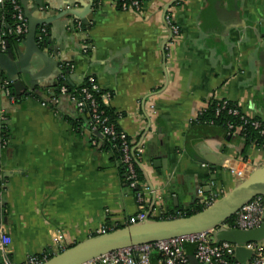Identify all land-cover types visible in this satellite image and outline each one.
<instances>
[{
    "label": "crops",
    "instance_id": "obj_1",
    "mask_svg": "<svg viewBox=\"0 0 264 264\" xmlns=\"http://www.w3.org/2000/svg\"><path fill=\"white\" fill-rule=\"evenodd\" d=\"M37 1L46 11L32 9V17L51 20L42 27L48 55L73 67L72 86L95 80L100 101L140 151L150 193L138 204L110 156L89 146L90 131L73 130L79 112L66 97L51 108L0 94L10 132L0 153V226L14 264L125 228L141 211L155 223L176 219L199 205L198 191L224 197L238 173L246 179L264 165V150L245 149L239 136L195 122L211 100H225L264 123V0H148L140 15L104 0L83 33L72 17L56 16L82 12L90 0ZM168 15L180 32L173 43ZM30 65L27 79L50 95L59 66L37 55ZM158 257L149 264H163Z\"/></svg>",
    "mask_w": 264,
    "mask_h": 264
},
{
    "label": "built area",
    "instance_id": "obj_2",
    "mask_svg": "<svg viewBox=\"0 0 264 264\" xmlns=\"http://www.w3.org/2000/svg\"><path fill=\"white\" fill-rule=\"evenodd\" d=\"M148 0H113L115 8L123 12H134L138 15L143 13V7ZM10 4L12 6L11 19L13 23L11 26L7 25L6 14L4 12L0 13V53L5 54L7 51V38L11 36H16L21 44L25 36L28 33V22L24 16L22 6L19 4V0H11ZM101 1L96 0L93 4L94 8L100 7ZM3 5V0H0V6ZM165 25L167 26L170 34V42H175L179 36V28L173 24L170 16H165ZM91 25V23H90ZM74 28L80 32L87 30V27L79 20L74 21ZM42 36L46 35V30L41 28L39 32ZM88 42L84 40V53L87 52ZM69 69V74L72 72L73 67L69 64H64ZM69 80V79H68ZM66 79V81H68ZM86 86L81 90V100L76 99L75 96H67L66 87L62 86L60 88L61 97H66L70 102L75 105L76 110L79 113L87 108L90 114L91 123L89 125L90 132H95L98 128L101 129V135L103 138L112 139L116 136L115 128L113 125H106L107 118L104 116V112L100 110L99 96L100 90L92 77L86 78ZM0 94L4 95L5 98L11 102L15 103L16 98L11 93L10 83L7 80H0ZM52 95V94H51ZM26 97L24 100H26ZM60 98L52 97L48 102L37 100L43 107L57 106ZM98 99V100H97ZM52 108V107H51ZM221 111L226 112L231 116H239L238 107H230L225 102L217 108L215 114L218 116ZM116 119H119L118 114ZM243 118V117H242ZM8 115L0 108V153L4 151L10 143V132L8 125ZM251 126L258 130L260 137L264 140V123L259 120H255L251 123ZM227 129L229 132L233 131V125L227 124ZM240 129L237 132H233V135H239ZM236 133V134H235ZM230 136V135H228ZM120 140V152L122 154L120 163L126 170L125 181L127 182V187L129 189H140L134 194L138 204L144 205L146 202V195L149 194V190L138 180L137 174L135 172V159L133 157L134 149L131 146L134 141L129 138L123 132L118 135ZM92 146H96V141L91 140ZM257 147V146H256ZM264 150V141L258 147ZM140 154V151L138 150ZM238 182L244 180L241 173L237 174ZM1 190V187H0ZM198 196L200 198L199 205H202L207 209L216 200L218 195L214 194L212 197H206L198 191ZM1 208V207H0ZM264 196H257L245 205H243L231 218L232 222L229 224L227 221L224 222L223 227L229 230H236L241 232L252 231L259 228L264 222ZM150 220L147 213L144 211L139 212L137 215L130 217L127 221L125 227L135 226L142 224L145 221ZM103 230L97 231L96 235H102ZM105 234V233H104ZM10 245L11 239L7 236L4 228L0 226V264H14L10 257ZM193 247V257L198 264H239L235 258V246L230 243L221 242L218 243L214 238V231L187 235L178 237L172 240L156 242L141 246H136L128 249H123L115 251L109 254L99 256L84 264H149L150 258L154 253H158L161 256L163 264H189V257L187 255L186 246ZM54 248L45 252L39 256H28L22 264H45L53 257L64 252L63 244H56ZM246 251L251 252V257L248 264H264V245L257 243H249L244 245Z\"/></svg>",
    "mask_w": 264,
    "mask_h": 264
},
{
    "label": "water",
    "instance_id": "obj_3",
    "mask_svg": "<svg viewBox=\"0 0 264 264\" xmlns=\"http://www.w3.org/2000/svg\"><path fill=\"white\" fill-rule=\"evenodd\" d=\"M21 4L28 22V33L24 41L15 50L8 49L5 54L0 53V73L6 74L7 81L21 84L23 91L27 90L25 96L28 97L31 93H37L45 99L41 88L27 79L29 72H31L30 64L33 56L41 57L47 65L55 63L59 69L66 63L61 61L58 56L52 58L48 55L49 50H46L48 42L45 36L37 32L39 28L51 22V20H36L31 15L32 9L40 10L43 5L37 0H21ZM93 4L94 0H90L89 5L82 12L74 8L66 9L59 13L56 18L70 16L74 21L79 20L89 28L93 20ZM41 11L46 10L41 9ZM220 13L222 15L225 12L221 10ZM22 75L29 84L22 82L20 79ZM17 94L19 95V92ZM257 196H264V165L257 168L246 179L238 182L236 187L227 195L189 218H176L158 223L147 220L142 224L105 233L74 245L45 264H84L115 251L209 231H214L216 242L230 243L235 246V258L239 264H248L251 252L246 251L244 245L249 243L264 245V222L259 228L247 232L229 230L223 227V224L243 205ZM189 262L190 264H198L194 257H189Z\"/></svg>",
    "mask_w": 264,
    "mask_h": 264
},
{
    "label": "trees",
    "instance_id": "obj_4",
    "mask_svg": "<svg viewBox=\"0 0 264 264\" xmlns=\"http://www.w3.org/2000/svg\"><path fill=\"white\" fill-rule=\"evenodd\" d=\"M11 0H3V5L0 6V13L4 12L6 14V22L8 26H11L13 23V20L11 19V13H12V6L10 4ZM103 2L104 0H98ZM142 3V0H139ZM96 0H94V4H95ZM19 4L22 6L21 4V0H19ZM23 9V8H22ZM7 40V51L9 50H15V48L19 45V40L16 36H11L9 38L6 39ZM61 73L60 76L57 78L56 83L53 85V87H51V94L50 95H46L43 94L45 96V99L41 98L37 93H31L28 97H32L33 99L39 100V101H45L48 102L49 100L52 99V97L55 98H61V94H60V88L62 86L66 87L67 89V96H75L76 99L81 100V90L86 86V84L84 83L82 86L80 87H75L72 86L68 81H66V79L68 80V73H69V69L65 66H61L60 69ZM4 80H6V78H4ZM10 89H11V93L15 96L16 98V102L20 103L22 102L27 96H25L26 91H23V87L21 86V84L19 83H13L10 82ZM15 84V85H14ZM19 92V95L17 94ZM98 100V99H97ZM99 105H100V110L104 112V116L107 118V123L106 125H113L115 128V133L116 136L114 138H103V136L101 135V129L98 128L97 131L95 132H90V137L91 140H95L96 141V146H92L91 141L89 140V146L94 148V149H100L104 152H106L110 158L111 161L114 162L116 164V166L118 167V171L120 173V175L122 176L125 184L127 185V182L125 181V177H126V170L125 168L121 165L120 163V159H121V152H120V140L118 135L120 134L121 130L118 127V123H117V117L115 115V113L110 110L109 108L105 107L102 102L100 101V99L98 100ZM222 102L226 103L228 106L230 107H236L235 104L229 102V101H225V100H220V101H216V100H211L208 107L203 110L201 113H199V115L197 116L195 122L201 125H211V126H217L222 128L225 133L227 135L230 136H234L233 132H237L238 129L241 130L240 134L238 135L244 142L245 145V149H247L248 147L254 145L259 147L262 143H263V139L260 137L258 130H255L252 126L251 123L254 122L256 119H249L246 116H244L240 111H239V116H231L228 115L226 112L221 111L220 114L218 116H216L215 112L217 110L218 107L221 106ZM52 108H56V106H51ZM243 117V118H242ZM91 123V118H90V114L89 111L87 110V108H85L82 113L78 114V118L74 121L71 122L72 124V128L73 130H75L76 133H82L84 131V129H88L89 125ZM231 124L233 125V131L229 132V130L227 129V124ZM236 134V133H235ZM135 142V141H134ZM134 147V144L131 146V148ZM133 157L135 159V172L137 174L138 180L143 183V178H142V173L141 170L139 168V163H140V154L137 151H133ZM140 189V187L138 186L137 189H130L133 194H136V192ZM223 195L219 196L217 198V200H219L220 198H222ZM203 210H205V207L202 205H196L195 207H193L192 209L185 211L184 213H182L178 218H189L197 213L202 212ZM167 217H165L166 219ZM169 219V218H168ZM232 222V218L229 219L227 221V223H231ZM124 227H118L115 229L119 230L122 229ZM106 233H109L108 231ZM74 245L70 246L69 248L73 247ZM186 250H187V254L188 252H192L193 253V247L187 245L186 246ZM158 258L161 259V256L158 254Z\"/></svg>",
    "mask_w": 264,
    "mask_h": 264
},
{
    "label": "flooded vegetation",
    "instance_id": "obj_5",
    "mask_svg": "<svg viewBox=\"0 0 264 264\" xmlns=\"http://www.w3.org/2000/svg\"><path fill=\"white\" fill-rule=\"evenodd\" d=\"M4 78H5V76L2 73H0V80L4 81Z\"/></svg>",
    "mask_w": 264,
    "mask_h": 264
}]
</instances>
